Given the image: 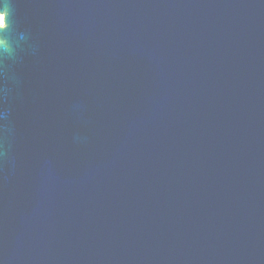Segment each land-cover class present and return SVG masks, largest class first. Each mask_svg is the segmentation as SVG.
I'll return each instance as SVG.
<instances>
[{
	"label": "water",
	"instance_id": "water-1",
	"mask_svg": "<svg viewBox=\"0 0 264 264\" xmlns=\"http://www.w3.org/2000/svg\"><path fill=\"white\" fill-rule=\"evenodd\" d=\"M0 17V264H264V0Z\"/></svg>",
	"mask_w": 264,
	"mask_h": 264
},
{
	"label": "rangeland",
	"instance_id": "rangeland-1",
	"mask_svg": "<svg viewBox=\"0 0 264 264\" xmlns=\"http://www.w3.org/2000/svg\"><path fill=\"white\" fill-rule=\"evenodd\" d=\"M0 24H1V17H0Z\"/></svg>",
	"mask_w": 264,
	"mask_h": 264
}]
</instances>
